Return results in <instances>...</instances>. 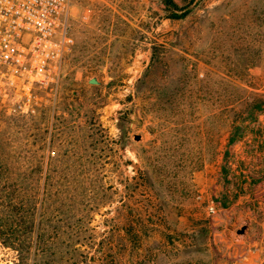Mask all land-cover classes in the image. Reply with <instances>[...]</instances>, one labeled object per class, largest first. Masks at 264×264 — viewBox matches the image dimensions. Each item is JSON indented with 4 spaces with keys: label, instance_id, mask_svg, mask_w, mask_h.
I'll use <instances>...</instances> for the list:
<instances>
[{
    "label": "rangeland",
    "instance_id": "1",
    "mask_svg": "<svg viewBox=\"0 0 264 264\" xmlns=\"http://www.w3.org/2000/svg\"><path fill=\"white\" fill-rule=\"evenodd\" d=\"M175 2L77 0L63 77L26 112L0 65L1 171L36 205L0 264H264L258 224L236 231L264 182V0Z\"/></svg>",
    "mask_w": 264,
    "mask_h": 264
},
{
    "label": "built area",
    "instance_id": "2",
    "mask_svg": "<svg viewBox=\"0 0 264 264\" xmlns=\"http://www.w3.org/2000/svg\"><path fill=\"white\" fill-rule=\"evenodd\" d=\"M76 1L0 0V65L7 70L9 84L16 89L23 112L33 102L35 86L53 90L63 77L64 65L75 44L69 22ZM253 195L249 216L236 231L246 226L248 234L250 226L256 223L264 236V182L258 184ZM219 204L213 201L209 206L215 245L223 242L218 230L226 220L220 215L224 209Z\"/></svg>",
    "mask_w": 264,
    "mask_h": 264
},
{
    "label": "trees",
    "instance_id": "3",
    "mask_svg": "<svg viewBox=\"0 0 264 264\" xmlns=\"http://www.w3.org/2000/svg\"><path fill=\"white\" fill-rule=\"evenodd\" d=\"M163 2L171 13L168 16L171 20H180L188 15V11L179 7L175 0H163ZM256 107L258 110H262L264 108V100H259L254 108ZM255 112L256 110L249 112L250 116L245 121L249 119L256 121L258 116L255 115ZM31 124L32 120L28 117L25 119L23 125L18 123L17 125L14 124V126L21 128L24 132H28L31 131ZM3 145L5 144L0 138V242L18 251L20 255H25L30 251L32 246L31 238H33V233L35 232L36 205L34 204L32 195L23 194L21 189L14 187L15 184H13L10 178L3 176L1 169L7 160L4 157L6 155L2 151ZM22 161L27 165H33L34 158L26 157ZM9 183L10 187L7 186Z\"/></svg>",
    "mask_w": 264,
    "mask_h": 264
},
{
    "label": "water",
    "instance_id": "4",
    "mask_svg": "<svg viewBox=\"0 0 264 264\" xmlns=\"http://www.w3.org/2000/svg\"><path fill=\"white\" fill-rule=\"evenodd\" d=\"M89 83H91V84H98L99 81H98L96 78H91V79L89 80ZM140 138H141L140 135H135V140H140ZM245 231H246V226H242L240 229H238L237 232H238L239 234H244Z\"/></svg>",
    "mask_w": 264,
    "mask_h": 264
}]
</instances>
